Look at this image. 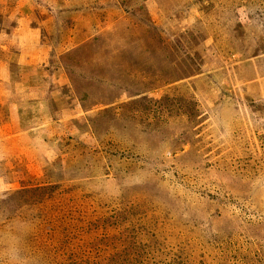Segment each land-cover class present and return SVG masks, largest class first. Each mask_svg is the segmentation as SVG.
I'll return each mask as SVG.
<instances>
[{
	"label": "rangeland",
	"instance_id": "rangeland-1",
	"mask_svg": "<svg viewBox=\"0 0 264 264\" xmlns=\"http://www.w3.org/2000/svg\"><path fill=\"white\" fill-rule=\"evenodd\" d=\"M0 264H264V0H0Z\"/></svg>",
	"mask_w": 264,
	"mask_h": 264
}]
</instances>
